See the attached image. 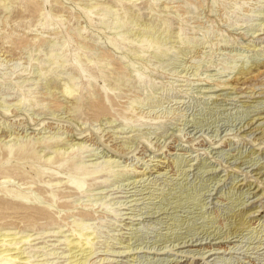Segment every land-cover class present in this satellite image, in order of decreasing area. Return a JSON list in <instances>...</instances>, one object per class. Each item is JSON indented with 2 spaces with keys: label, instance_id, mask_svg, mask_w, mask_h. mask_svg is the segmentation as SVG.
<instances>
[{
  "label": "rangeland",
  "instance_id": "374dc122",
  "mask_svg": "<svg viewBox=\"0 0 264 264\" xmlns=\"http://www.w3.org/2000/svg\"><path fill=\"white\" fill-rule=\"evenodd\" d=\"M80 231L86 264H264V0H0V244L74 264Z\"/></svg>",
  "mask_w": 264,
  "mask_h": 264
},
{
  "label": "bare ground",
  "instance_id": "6f19581e",
  "mask_svg": "<svg viewBox=\"0 0 264 264\" xmlns=\"http://www.w3.org/2000/svg\"><path fill=\"white\" fill-rule=\"evenodd\" d=\"M247 75H249V74H247ZM67 92V91H66ZM65 92V93H66ZM68 94H70L71 95V93L70 92H67ZM72 184L74 185V187L75 188H77V190L79 189H81L82 187H83V183L81 182V181H76V182H72ZM14 195V194H13ZM5 203H6V205H8L9 207L10 206H13V207H18V208H20L21 209V207H25V203H24V201H23V198H21V197H19V196H16V198L14 199L13 198V200H10V199H8V200H5ZM42 210V209H41ZM43 212V211H42ZM251 214V213H250ZM241 221H242V225H244L245 223V221H243V218L241 219ZM13 233H11V235H12ZM79 234V239H80V243H77V248H81V249H83L82 250V252H83V254L84 253H87L85 256L83 255V259H84V262H79V259H77V260H75V262H74V264L75 263H77V262H79V263H77V264H86L87 263V261L89 260V257L91 258V255H92V253L94 252H91V249H92V240H91V238L89 237V235L88 234H86L84 231L83 232H79L78 233ZM5 234H3V236H4ZM9 234H7V236H8ZM17 235V234H16ZM29 238V237H28ZM19 239H21V238H19ZM16 240V239H15ZM27 240V239H26ZM76 241H77V239H75ZM75 240H73V241H75ZM1 241H5V242H1L2 244H0V247H5V246H9L8 248H4V249H2V250H0V259H4V260H7L8 262H10V264H29V261L28 260H26L24 257H23V254L21 253V251H19V247L17 248V244L18 243H13V241L11 242V243H9V245H6V239H3V240H1ZM28 241V240H27ZM27 241H24V242H27ZM70 241V240H69ZM8 243V242H7ZM74 243V242H73ZM72 243V244H73ZM226 243V242H225ZM70 244V243H69ZM68 244V245H69ZM219 244H221V243H219ZM76 245V244H75ZM74 245V246H75ZM71 248V247H70ZM73 248V247H72ZM76 248V247H75ZM76 248V249H77ZM221 249H223V246H221V247H219L218 248V250H219V252H220V250ZM226 249V248H225ZM80 250V249H79ZM86 250H89V253L86 251ZM13 251H15V252H13ZM71 251V250H70ZM222 252V251H221ZM80 253V252H79ZM22 254V257L20 256ZM213 254V253H212ZM214 254H217V253H214ZM213 254V255H214ZM72 256H73V254H72ZM72 256H71V258H72ZM81 256H82V254H81ZM75 258H77V256L75 257ZM2 261V260H1ZM88 263H89V261H88ZM6 264H9V263H6ZM73 264V263H72Z\"/></svg>",
  "mask_w": 264,
  "mask_h": 264
}]
</instances>
